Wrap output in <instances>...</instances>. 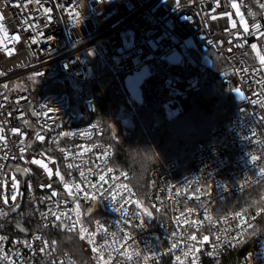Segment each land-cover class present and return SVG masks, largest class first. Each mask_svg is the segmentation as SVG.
<instances>
[{
	"label": "built area",
	"instance_id": "1",
	"mask_svg": "<svg viewBox=\"0 0 264 264\" xmlns=\"http://www.w3.org/2000/svg\"><path fill=\"white\" fill-rule=\"evenodd\" d=\"M261 5L264 0H0V212L6 213L0 264H216L240 247L246 251L236 264H264ZM178 48L196 74L164 77V98L199 88L208 51L226 64L220 77L226 90L241 98L229 122L196 144L189 171L174 161L154 167L141 195L131 171L113 166L89 91L104 69L113 76L145 74ZM18 168L29 171L17 175ZM256 187V202L229 209L228 200ZM63 235L78 240L79 257L61 249Z\"/></svg>",
	"mask_w": 264,
	"mask_h": 264
},
{
	"label": "trees",
	"instance_id": "2",
	"mask_svg": "<svg viewBox=\"0 0 264 264\" xmlns=\"http://www.w3.org/2000/svg\"><path fill=\"white\" fill-rule=\"evenodd\" d=\"M207 54L211 65L199 88L175 99L160 94L161 82L164 77L196 74L187 63L178 66L157 63L141 82L140 102L132 99L125 75L113 76L104 69L92 83L89 93L96 101L94 117L103 128L102 139L114 151L113 166L131 171L132 186L141 195L146 190L150 169L174 161L181 171H189L196 144L205 140L211 129L226 125L237 111L233 92L226 90L220 78L226 64L212 52ZM165 101H169L167 107ZM168 109L176 114L168 117ZM259 194L256 187L231 198L229 209L245 210L247 204L256 202ZM63 237L61 249L79 257L78 240L70 235ZM245 251L246 248L240 247L216 264H236Z\"/></svg>",
	"mask_w": 264,
	"mask_h": 264
},
{
	"label": "snow or ice",
	"instance_id": "3",
	"mask_svg": "<svg viewBox=\"0 0 264 264\" xmlns=\"http://www.w3.org/2000/svg\"><path fill=\"white\" fill-rule=\"evenodd\" d=\"M231 7H232L233 9H236V10H237V14L240 15V13H239V8H238V5H237L236 3H233V4L231 5ZM261 7H264V5H261ZM249 15H252V13H249ZM240 22L243 24L244 31H245V32H248V31H249V26H248L247 23L244 22V17H243V15H240ZM232 27L235 28V27H236V24L233 23ZM254 27H256L257 30H259L260 25H254ZM17 39H18V38H17ZM33 43H35V41H33ZM251 47H252V49H253L254 51L257 50V45H256L255 43H253V44L251 45ZM257 56H258V58H259L261 64L264 65V55H262L259 51H257ZM5 87H7V85H5ZM13 131H17V130H16V129H13ZM67 135H71V133H68ZM36 138H37V140H41V141L44 139V137L41 136L39 133H37V137H36ZM0 139H3V137H0ZM21 151H24V149L22 148ZM31 163L41 165L42 167H44V168L48 171V174L51 175V170H50V169H47V165L42 164V161H41V160L35 159V160H32ZM72 167H73L72 164H68V168H72ZM28 171H29V170H28L27 168H24V169H20V168H18V169H17V172H25V173H26V172H28ZM109 171H111V169H109ZM262 171H264V170H262ZM56 175H57V176H60L59 171L56 172ZM80 176H81V177H84V176H85V173H84L83 171H81V172H80ZM60 179L63 180L64 177H63V176H60ZM100 180H104V176L101 175V176H100ZM64 186H65V188H68V187H69L67 184H65ZM76 187L79 188V185H77ZM16 188H17V185H16L15 183H13V190L15 191ZM52 195L55 196L56 193L53 192ZM12 199H13V200H16L17 197H16L15 195H13V196H12ZM5 203H7V201H5ZM145 211H147V210H145ZM192 211H193L192 208H189V209H188V212H192ZM0 215H6V213L0 212ZM44 215H46V214H44ZM53 215H55V214L53 213ZM77 215H79V211H78V209H77ZM149 215H150V214H149ZM56 219L59 220L60 217H59V216H56ZM209 219H210V218H209ZM184 222H185V223H188L187 220H185ZM77 223H79V221H77ZM81 232H82V233L87 232V229H83V228H82V229H81ZM81 238H83V236H82ZM3 239H4V237L0 236V240H3ZM36 239L39 240L40 237L37 236ZM191 239H192L193 241H195V240L197 239V237H196V236H191ZM203 240H204V241H208V240H209V237H208V236H204V237H203ZM91 242H92V241L89 240V243H91ZM175 246H176V245H173V247H175ZM42 250H43V249H42ZM94 250H95V249H94ZM185 255H189V253H185ZM179 259H180V258L177 257V260H179Z\"/></svg>",
	"mask_w": 264,
	"mask_h": 264
},
{
	"label": "rangeland",
	"instance_id": "4",
	"mask_svg": "<svg viewBox=\"0 0 264 264\" xmlns=\"http://www.w3.org/2000/svg\"><path fill=\"white\" fill-rule=\"evenodd\" d=\"M209 66L211 65V60L209 59V57L206 59ZM160 62H164L168 65L171 66H178V65H183L186 63L185 59L182 57L181 51L180 49H176L174 52H172L171 54H169L168 56H166L164 59L158 61V63ZM149 73H145V74H128L125 75V81L127 83V87L129 90V93L132 97V99L136 102H140L141 101V91H140V85L142 80L148 76ZM84 91L88 92V89H85ZM233 95H234V99L236 101H239L241 96L240 93L238 91H233ZM169 104V101H165L164 102V106L167 107ZM176 114L175 110H170L168 109L167 111V116L171 117L173 115Z\"/></svg>",
	"mask_w": 264,
	"mask_h": 264
},
{
	"label": "water",
	"instance_id": "5",
	"mask_svg": "<svg viewBox=\"0 0 264 264\" xmlns=\"http://www.w3.org/2000/svg\"><path fill=\"white\" fill-rule=\"evenodd\" d=\"M76 110V108H74ZM79 120V118L76 119V122ZM21 172H16L17 175H19Z\"/></svg>",
	"mask_w": 264,
	"mask_h": 264
}]
</instances>
